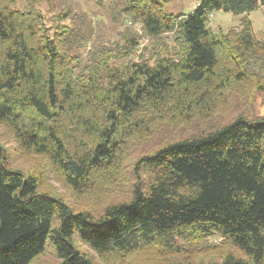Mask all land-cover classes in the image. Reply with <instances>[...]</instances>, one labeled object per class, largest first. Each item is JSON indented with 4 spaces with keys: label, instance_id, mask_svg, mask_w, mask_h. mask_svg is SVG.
Wrapping results in <instances>:
<instances>
[{
    "label": "trees",
    "instance_id": "trees-1",
    "mask_svg": "<svg viewBox=\"0 0 264 264\" xmlns=\"http://www.w3.org/2000/svg\"><path fill=\"white\" fill-rule=\"evenodd\" d=\"M42 1L0 0V125L74 191L122 179L134 137L155 122L207 119L236 90L264 88V42L251 22L228 35L208 27L214 12L249 14L264 0H201L188 16L167 14L169 0H126L142 34L174 33L180 49L121 65L103 51L85 76L75 61L91 28L65 24L69 11L47 27ZM138 44L128 38L110 56L129 58ZM177 130L135 158L127 197L98 214L45 191L40 172L14 166L0 145V264H33L48 248L58 264H95L77 241L99 256L160 247L181 256L173 264H200L191 254L214 234L231 251L207 264H264V118L241 111L186 138Z\"/></svg>",
    "mask_w": 264,
    "mask_h": 264
},
{
    "label": "rangeland",
    "instance_id": "rangeland-1",
    "mask_svg": "<svg viewBox=\"0 0 264 264\" xmlns=\"http://www.w3.org/2000/svg\"><path fill=\"white\" fill-rule=\"evenodd\" d=\"M201 0H169L164 6L167 14L188 16L197 9ZM126 6V0H43L40 4L41 13L46 19L47 27L53 29V18L61 12L69 11V19L65 24L76 26L82 31L89 30V39L80 51L79 59L75 61V70L78 75H87L94 67L92 61L100 59L101 53L106 52L103 58L119 60V64L129 61H147L153 63L158 56H165L169 52H176L180 49L179 43L175 40L174 33H165L159 38H152L142 34L141 28L134 23L130 17L122 12ZM247 18L252 24L254 37L264 42V6L249 14L234 15L223 11L214 12L209 17L208 27L215 33L228 35L230 31H239L242 27V20ZM83 20V23H80ZM83 26V27H81ZM53 31V30H52ZM52 33V32H50ZM91 33V34H90ZM136 38L138 47L129 58L122 59L121 56L114 58L116 51L124 48L128 38ZM109 55V56H108ZM102 58V59H103ZM111 62V64H113ZM115 64V62H114ZM117 65V64H116ZM245 92L250 97H244L241 90L231 94L225 102L217 105V110L207 119L195 116L191 122H186L188 115L168 116L160 122H155L153 132L147 136L134 137V149L131 156L123 165L120 180L106 182L105 180L94 181V188L85 191H74L67 187L62 176L50 164L48 159L42 156L28 154L21 149L13 133L6 127L0 125V145L8 149L12 164L25 171L34 173L40 172L44 190L60 197L76 210H86L98 214L107 203L121 198H126L129 192V177L131 166L135 158L142 152L156 146L161 138L166 135L171 128L178 129L175 134L180 138H186L193 133H199L203 129L210 130L222 125L230 118L236 117L241 111L247 113L250 118H264V88L252 89V86L245 87ZM242 108V109H241ZM203 122V123H202ZM80 253H86L93 259L95 264H173L181 259V256H172L160 247H149L140 251L125 255H104L99 256L90 250L82 242H76ZM184 246H186L184 244ZM202 247L200 253L191 257L198 259L200 264H207L214 259H220L224 254L231 251L228 242L219 234H214L208 239L200 242ZM177 258V260H175ZM193 258V259H194ZM59 261L51 248L39 257L33 264H58Z\"/></svg>",
    "mask_w": 264,
    "mask_h": 264
}]
</instances>
